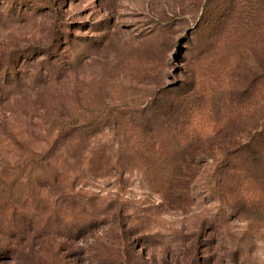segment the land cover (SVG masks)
<instances>
[{"label":"rangeland","instance_id":"rangeland-1","mask_svg":"<svg viewBox=\"0 0 264 264\" xmlns=\"http://www.w3.org/2000/svg\"><path fill=\"white\" fill-rule=\"evenodd\" d=\"M156 93L186 109L134 168L123 127L57 138ZM263 119L264 0H0V264H264V180L222 156Z\"/></svg>","mask_w":264,"mask_h":264},{"label":"trees","instance_id":"trees-1","mask_svg":"<svg viewBox=\"0 0 264 264\" xmlns=\"http://www.w3.org/2000/svg\"><path fill=\"white\" fill-rule=\"evenodd\" d=\"M164 96L160 93L154 94L151 101L143 107H139L131 114V117L125 120L116 116L112 118L93 116L84 119L75 117L68 118L66 122L60 123L57 138L63 141L72 138L73 142L81 143L85 138L95 135V133L90 132H98V129H101L99 132H102L104 126L112 125V127H123L121 129L119 128L118 132L115 131L114 134V137L117 139L116 145L119 147L117 150L120 151V154L116 156L117 158L113 166L120 171L128 166L129 168H134L137 166L136 159L138 156H148L147 153H149V150L155 149L154 146L156 145L157 137L161 130H165L168 134H173L174 129H176L174 120L177 122L178 114L183 108L186 109L183 98L180 100L179 97L176 99ZM246 139L243 143H239L233 148H227L222 151L223 159H225L223 160V167L227 171L234 170L235 168L241 169L244 174L246 173L245 175H251L255 179L259 174L258 177L264 180V119L259 122ZM95 150L93 153H89V156L92 155L91 160H95V163L97 162L100 165H105L109 162V156L104 159L103 153H101L104 152L105 148H98L97 146ZM44 152L37 157L38 161L42 162L39 166L47 174H55L54 167L50 163L43 164V161H45V158L49 154L48 150ZM194 155L192 152L181 153L178 160L180 163L179 169L181 170V168L186 167L187 161L193 158ZM6 201L4 198L2 202L3 207L1 206L0 208H6L5 206L8 205L12 210L14 209L12 214L16 215L15 203L7 202L8 204L6 205ZM44 208L45 204L36 203L35 206L27 205L25 212L32 211L42 216L39 209L44 211ZM77 221L79 222V220H72V225ZM81 229H83L82 226Z\"/></svg>","mask_w":264,"mask_h":264}]
</instances>
